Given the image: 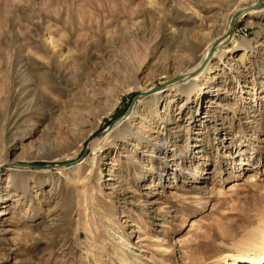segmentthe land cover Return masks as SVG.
<instances>
[{"label":"rangeland","instance_id":"1","mask_svg":"<svg viewBox=\"0 0 264 264\" xmlns=\"http://www.w3.org/2000/svg\"><path fill=\"white\" fill-rule=\"evenodd\" d=\"M238 12L230 39L208 55L217 63L224 54L225 75L203 93L168 96L174 123L163 124L144 93L164 100L181 77L154 64L157 56L184 31L209 33L201 49L185 50L194 57L186 80L196 78ZM244 38L258 41L255 53L243 56ZM224 80L229 95L216 91ZM70 112L93 113L90 125L65 124ZM144 116L170 146L183 123L177 143L191 154L181 170L171 157L154 158L157 133L134 136ZM126 126L133 134L117 137ZM50 139L60 153L77 146L36 157ZM150 161L158 172L139 177ZM0 166V264H216L234 237L264 221V0H0ZM13 169L48 171L45 186L22 200Z\"/></svg>","mask_w":264,"mask_h":264},{"label":"bare ground","instance_id":"2","mask_svg":"<svg viewBox=\"0 0 264 264\" xmlns=\"http://www.w3.org/2000/svg\"><path fill=\"white\" fill-rule=\"evenodd\" d=\"M241 10H244V8L240 9L239 11H241ZM246 16H247V18L254 16L253 11H247ZM261 21H263V20H261ZM261 21L258 24H261ZM215 36L218 39L217 42H219L220 45H222L223 43H225L227 40L230 39V37H228V36H230L229 33L224 35V33L219 32ZM200 37H202L205 40H208L211 38L209 33L201 36V31H195V32L184 31L173 42V44L171 45L170 49H168V51L161 53L155 59L154 64L156 63L158 65H161L159 67H162L165 70H167L169 68L173 69L176 71V75H179V77H181L180 81L178 80V82H174L172 85H170L168 87L166 86V88L168 90H170V92L165 96L164 100L159 98L160 93H155V94H153L154 92H151L148 94L144 93L143 97H149L148 99H150V100H148V103H147V105H149L148 110H150L151 113H155L156 114L155 116L159 117V121H162V123L165 125H167L168 123H174L172 120L173 118L171 117V112L169 110V106H168V102H169L168 96L172 97L173 99L176 98L177 100H179V99H183L184 97H190L192 94H195V93L196 94L203 93V92H205L206 89H209L212 86L211 84L213 82H215L216 79H219L220 77L225 75L224 69L223 70L219 69L220 66L217 65L219 63L224 64V62H225L224 54L218 55V53H216L219 57H218V62L214 63L213 61H215V59H216L215 56L214 55L208 56L209 51H210V47H209L208 50L206 51L205 55H204V52L202 53L204 55V58L195 68V71H196L200 67V71H199L200 73L198 74V76L192 80H186V79L190 78L191 73L194 71L193 68L190 69L189 68L190 66H187V65L191 64V61L193 60L194 57H193V55L185 56L186 52H187V51L185 52V50H187L190 47H193L195 49V51H197L198 49H201L203 47V45L198 43ZM257 42L258 41L255 38H252V39L244 38V40L240 44V46L243 47V49L245 51L243 56H246V54L248 55L251 52L255 53L254 43H257ZM176 53H179V54L174 55ZM171 58H173V59H171ZM243 61H244V57H242L241 62L243 63ZM201 64H202V66H200ZM214 64H216V66ZM235 69L236 68L231 67L228 70L230 71V73H233V71H235ZM166 73L168 74V72H166ZM184 78L186 81L184 80ZM198 79H201V81L199 82ZM188 86H190V88H187ZM228 87H229V84H227V80H224V81L218 82L216 91L223 93L221 95H229L230 90ZM93 100L94 99L92 98L90 102H92ZM160 103H165V107H164V110L162 112H160V109H159ZM237 108L238 107L236 104H232L229 106V109L232 112H237ZM89 112H87L85 114H83L82 112H70L69 113L70 117H64L63 119H65V121H64L65 124L66 123L70 124L68 122L70 119L74 128L83 127V126L90 123V116L89 115L91 113H89ZM142 117H143V115H142ZM142 119L144 121L139 126L141 128L137 131L136 135H134V136L140 140H145L149 137L146 136V133L142 132L143 130H145L149 134L157 133L158 134L157 137L153 138L154 139L153 141H155V144H153L152 146L155 149H158L160 155H158V156L154 155V154H151V155H154V158L156 160L161 158V155L163 156L164 160H167V158L171 157L172 160L174 162H176L177 168H179L181 170L183 165H185L187 163V161L189 159L188 156L191 154L190 149L187 152V154H189L188 156L183 154L182 151L179 149V146L177 143L178 142L177 139L179 138V135H177V134H179L181 131H183L185 129V126L183 125V123H177L176 128L180 132L174 133L176 135H175L172 146H170V142L165 141V138H164L163 132L165 131V129L163 131L161 129L160 125L159 126L157 125L158 123H156L154 121H153L154 123H152V119H151V121L148 120L147 117L142 118ZM69 127H71V126H69ZM154 129H156V130H154ZM27 131H28V129L26 127V132H24V135L29 134V132H27ZM69 131L71 133L72 138L76 137L78 140L81 139V137H79L77 129H70ZM80 132H83V131H80ZM132 132L133 131L132 130L130 131L129 128H127V126H126L124 131H122L121 133L119 132L117 137L121 138L123 135H129ZM19 133H21V131L17 132L18 137H20ZM59 135L61 136V138H63L62 133L60 131L56 133V136L59 137ZM18 137H15L14 141ZM150 137H151V135H150ZM54 140H58V139L54 138ZM54 140L52 141V139H50L49 143H45L40 148L36 149L35 150L36 152H34V155L40 159H43V158L44 159H52V158L58 159L65 152H70V151L76 149L77 145L74 146L73 148H71L69 151L67 149H64L65 152L60 153V152H62L61 149L60 150L56 149V146H58L59 143L57 145H55ZM200 142H202V141H200ZM171 147H173V148H171ZM201 147H202L201 145L195 146V148H201ZM202 151H204V150H202ZM202 151H200L201 154L204 153ZM202 157L205 158V154H203ZM129 161L133 165H135V163L137 162V161H135L134 157H130ZM150 162H151V165L142 166V168H141L142 174L138 173L139 177L142 178L145 176L146 173H155L157 171V168L155 165L156 162H154V161L153 162L150 161ZM240 162H241L240 166L249 165V160H247V162H246V160L244 159V160H240ZM197 171L199 172L198 169H196L195 172H197ZM46 172H48V171H46ZM46 172H38L37 173L36 171L34 172L33 170H29V171H25L23 173H18V170H15V169L12 170L11 175H10V179L13 180L14 188L19 193V196H21L22 200H29L28 198H29V196H31V191L33 189H38V188H42L43 186H45V181H44L45 175H42V173H46ZM80 172H82V166H79L78 168H76L72 171L66 172L65 177L63 179L64 180L74 179L80 175ZM31 179L33 182L30 181ZM102 179L103 178H101V175L96 173L95 183L98 184L99 186H101V180ZM79 181H81V180H79ZM84 184L85 183L80 182L79 188L84 189L85 188ZM50 186H52V184H50ZM63 186H64L63 188H65V189L68 188L67 184H64ZM39 199H40L39 201L42 205V203H43L42 199H44V196L40 197ZM31 208H32V206L29 205L28 211H30ZM6 215H7V213L5 211L0 212V218L4 217ZM261 218L263 219L264 217H261ZM250 224H254V222H251ZM209 248H211V247H209ZM225 248L226 249L221 250L220 254L217 256L216 264H264V221L260 222L258 224H254V226H252L251 228H249L245 231L244 235H242L241 233L238 234V236L234 237L231 240V244ZM200 249H201V247H200ZM206 261L207 260H204V258H203L201 260V263L206 264Z\"/></svg>","mask_w":264,"mask_h":264},{"label":"water","instance_id":"3","mask_svg":"<svg viewBox=\"0 0 264 264\" xmlns=\"http://www.w3.org/2000/svg\"><path fill=\"white\" fill-rule=\"evenodd\" d=\"M261 4H262V3H260V5H261ZM259 7H260V6H259ZM240 15H241V12H238V13L235 15V17L233 18V21H232V23H231V27H230V29H229V35H230V36L233 34V31H234V28H235V25H236V21L239 19ZM219 44H220L219 42L215 43V44L211 47L210 52L213 53L214 49H215ZM166 85H167V84H166ZM166 85H164V86H166ZM162 87H163V86H162ZM159 89H161V87H159ZM135 100H136V98H134L132 104L135 102Z\"/></svg>","mask_w":264,"mask_h":264}]
</instances>
